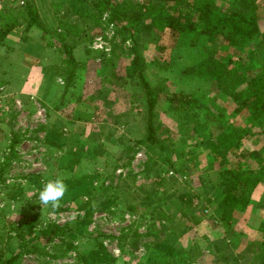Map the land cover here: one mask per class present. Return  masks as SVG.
Returning a JSON list of instances; mask_svg holds the SVG:
<instances>
[{
	"label": "rangeland",
	"instance_id": "374dc122",
	"mask_svg": "<svg viewBox=\"0 0 264 264\" xmlns=\"http://www.w3.org/2000/svg\"><path fill=\"white\" fill-rule=\"evenodd\" d=\"M70 1L77 7L72 8ZM76 1L33 0L43 23L58 28L62 20L63 28L69 30L64 41L72 45L78 63L65 94L66 73L53 74L49 69H36L38 74L30 75L33 84L23 85L26 75L35 73L33 64L67 67L66 54L56 39L49 45L46 32L35 26L24 31L26 17L22 15L17 17L21 24L6 37L10 45L19 43L10 48L0 44L1 260L23 245L39 243L44 251H23L14 264H145L150 251L154 252L152 264H260L264 180L246 210L229 215L228 222L218 220L217 199L205 206L196 197V223L181 215L180 205L171 203L183 191L212 197L217 190L215 147L206 145V140L212 142L210 138L223 132L216 119L200 110L199 119L212 136L197 133L192 126L184 129V122L169 110L161 93L155 106V134L168 147L176 173L162 162L152 165L154 149L137 142L144 134L145 98L131 68L134 53L142 55L137 61L155 90L162 84L167 92L194 93L208 101L213 111L221 109L213 81L180 75L184 67L203 56L201 42L178 50L164 29L141 32L133 44L121 23L108 20V12L99 19L91 14L90 2ZM109 1L126 6L143 2ZM146 1L145 11L159 4V0ZM192 1L202 5L208 0ZM215 1L227 8L231 0ZM24 3L0 0V26L18 16L16 10ZM257 3L263 14L264 0ZM219 41L215 39L210 46L218 47ZM37 42L43 49L32 48L37 52L31 50V55L28 47ZM261 44L258 37L233 54L246 77L260 70L264 51L260 49L253 58L251 52ZM217 55L223 58L222 51ZM231 119L251 127L243 114ZM258 129L251 127L252 132ZM263 156L264 135L256 133L247 135L242 146L227 155L230 164L237 163L242 169L257 167L260 174L264 166L259 167L257 158ZM171 176L173 186L155 187L157 195L165 188L171 197H146V189L159 177L167 180ZM56 177L65 178L67 192L53 209L40 204L38 191L45 180ZM51 224L59 226V231L42 235Z\"/></svg>",
	"mask_w": 264,
	"mask_h": 264
},
{
	"label": "trees",
	"instance_id": "16d2710c",
	"mask_svg": "<svg viewBox=\"0 0 264 264\" xmlns=\"http://www.w3.org/2000/svg\"><path fill=\"white\" fill-rule=\"evenodd\" d=\"M77 1L86 2V0ZM87 1L90 2L92 15L96 14L100 19L105 12H108V20L121 23L128 36L133 38V44H136L135 38L141 32L148 34L149 31H162L164 29L169 30L170 36L177 43L178 50L188 47L194 48L201 42V50L203 51L205 48L203 56L193 64L184 67L180 75L213 81L220 98L221 109L213 111L208 101L194 93L167 92L162 84L158 86V90H155L146 72L137 61L138 58H142V55L134 53L131 68L136 72L139 81L138 86L142 88L145 98V111L141 118L144 134L137 142L147 143L154 149L155 155L151 158L152 165H158L159 162H162L176 173L177 169L170 157L168 147L155 134L154 116L157 101L161 93L165 94L164 96L169 103V110L178 115L179 121L184 122V129H186L185 125L192 126L190 128L197 133L211 135L208 126L199 119L200 110L207 111L210 117L219 122L224 132L222 136L220 134L223 132L210 138L212 142L206 140L207 146L210 148L211 146L215 147L213 154L215 155L214 158L217 159L216 165L218 166L214 167L211 160L209 162L216 169L220 183L212 197L202 196L205 194L204 192L193 195L188 190L174 196L171 203L174 206L180 205L181 215L187 217L191 223H196L198 220L194 213L196 197H201L205 206L213 203L214 199L219 200L214 210L219 215L218 220L220 221L225 220L228 222L229 215L245 211L252 202L254 194H257L256 189L264 180V174H260L257 167L242 169L241 166H237V163L230 164L227 155L241 147L243 139L247 135L255 133L258 136L264 135V54L259 64L260 70L249 74L247 77L238 68L237 60L233 59V54L237 49L244 48L258 37L262 39V44L260 48L252 50V58L258 52L261 53L260 49L264 51V29L262 30L264 28V13H260V5L257 0H231L227 8L220 7L215 0H208L207 3L202 5H195L193 1L189 2V0H159L158 6L150 11H145L146 0H143V2L135 1L132 5L128 4L127 6L119 3H113L112 5L109 0ZM70 3H72L70 4L72 8L77 7L73 1H70ZM33 4V0H25L23 7L16 10L19 15L13 17V19L8 18L7 23L0 26V44L8 48L12 46L6 40V37L12 29L18 28V25L21 24L17 20L22 15L26 17L24 31L35 26L46 32L44 38L48 40L49 45L52 38L56 39L61 44V51L66 54L67 67L63 69L53 65L44 66V64H41V66L45 71L47 69L54 71L53 74L66 73L63 87V94H65L73 80L74 68L78 63L72 45H68L64 41L65 35L69 34V30L63 28L62 25L65 24L62 20L59 21L58 28H51L43 23L37 8ZM11 12L14 11L11 10ZM123 19L126 21H123ZM144 19H149V21L144 22ZM61 28H63L62 33L58 32ZM21 38L24 42L27 40L26 37ZM215 39H220L216 48L210 46V43L214 42ZM35 47L39 50L43 49V45L37 42L33 47H28L31 55H34L31 50ZM220 51L223 53V58L217 55ZM239 114H243L244 118L246 117L252 128L258 127V131L252 132L251 127L231 119V117ZM257 153V151L253 152V155H257ZM257 159L259 167L264 166V156ZM168 179L159 177L154 186L146 189V197H171L167 195V189L165 188L160 191L159 195L155 192L156 186H173L175 183L174 177L171 176ZM59 228V226L51 224L44 228L41 234L49 235L59 231ZM38 244H32V248L27 244L23 245V249L4 260H1L0 257V264H14L16 256L23 251H44L42 246ZM154 246L159 248L157 244H154ZM166 247L167 245L164 244L163 248ZM153 254L154 252L150 251V256L146 257L145 264L153 263L151 259ZM259 256L262 258L260 264H264V251L260 252Z\"/></svg>",
	"mask_w": 264,
	"mask_h": 264
},
{
	"label": "clouds",
	"instance_id": "9594fccd",
	"mask_svg": "<svg viewBox=\"0 0 264 264\" xmlns=\"http://www.w3.org/2000/svg\"><path fill=\"white\" fill-rule=\"evenodd\" d=\"M64 177H56L47 179L42 183L38 191V199L40 204L50 206L56 209L60 206V201L67 192V185L64 182Z\"/></svg>",
	"mask_w": 264,
	"mask_h": 264
},
{
	"label": "crops",
	"instance_id": "0c3cea01",
	"mask_svg": "<svg viewBox=\"0 0 264 264\" xmlns=\"http://www.w3.org/2000/svg\"><path fill=\"white\" fill-rule=\"evenodd\" d=\"M8 36V35H7ZM14 40V39H13ZM16 40H18V39H16ZM15 41H13V44L12 45H16V44H18L19 43V40H18V42L17 43H14ZM9 43H10V41H9ZM30 66H31V62H30V65L28 66V68H30ZM31 68H34V72L35 73H32L31 71L29 72L30 74H29V76H27L26 75V78H25V80H24V83H23V85L26 87L28 84H29V86H31L30 84H33V82L35 81V79L34 78H31V76L30 75H37L38 74V72L39 71H37L36 69H40V70H42V66H40L39 64H33L32 66H31ZM33 71V70H32ZM23 85L21 86V88L23 87Z\"/></svg>",
	"mask_w": 264,
	"mask_h": 264
},
{
	"label": "built area",
	"instance_id": "2783aa9c",
	"mask_svg": "<svg viewBox=\"0 0 264 264\" xmlns=\"http://www.w3.org/2000/svg\"><path fill=\"white\" fill-rule=\"evenodd\" d=\"M97 40H101V38H99V39H97ZM100 44H101V42H100Z\"/></svg>",
	"mask_w": 264,
	"mask_h": 264
}]
</instances>
